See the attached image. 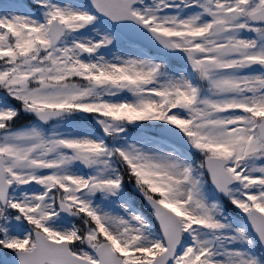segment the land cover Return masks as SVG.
I'll return each mask as SVG.
<instances>
[{
  "label": "snow or ice",
  "instance_id": "obj_1",
  "mask_svg": "<svg viewBox=\"0 0 264 264\" xmlns=\"http://www.w3.org/2000/svg\"><path fill=\"white\" fill-rule=\"evenodd\" d=\"M0 264H264V0H0Z\"/></svg>",
  "mask_w": 264,
  "mask_h": 264
}]
</instances>
